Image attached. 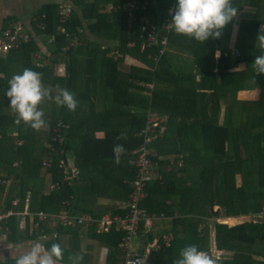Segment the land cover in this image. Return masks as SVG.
<instances>
[{"label": "trees", "instance_id": "trees-1", "mask_svg": "<svg viewBox=\"0 0 264 264\" xmlns=\"http://www.w3.org/2000/svg\"><path fill=\"white\" fill-rule=\"evenodd\" d=\"M101 1H83L80 4V14L72 10L70 17L63 23L67 34L59 33L61 22L57 15V4H47L36 13L32 31L37 36L55 37L57 56L63 53L71 55L72 49L67 52L63 49L71 42H80L85 37V33H80L79 30L84 29V21H87L90 33L114 39L122 54L138 56L149 69L131 68L128 73L123 74L118 69L117 61L107 59L106 74L102 79L107 97L104 96L103 108L96 109L91 94L95 79L91 72L87 71L85 77H80L77 69L68 64L67 78L47 74L52 73L53 69L49 66H36L32 62L31 55L37 50L32 40L20 42L16 48L0 56V73L3 74L0 76V179L12 181L11 192L17 190L21 203L29 192L31 210L54 215L67 211L72 215L90 214L100 218L101 215L81 208L75 202V185L79 175L73 186L63 185L59 190H46L45 177L52 174V180L57 181L61 175L56 170L43 169L41 162L50 156V143L58 148L64 147L68 157L72 149L80 174L85 173L91 178L103 180L109 194L120 193L122 201L127 202L131 191L130 182L135 173L129 162L133 149L142 142L137 132L144 125L145 110L150 107L160 114H168L170 123L177 122V136L182 137L184 132L189 131L196 135V139L202 140L200 145L195 140L185 142V148L181 142L179 149V152L186 151L185 154L188 155L185 156V167L177 171L182 172L185 168L186 173L193 165L197 170L195 175H185L183 181L182 177H176L175 171L163 173L162 179L150 182L145 188L146 198L141 205L150 214L173 217L174 212H178V216L170 221V230L165 232L174 236L171 246L161 247L152 253L151 264H172L179 258L180 250L188 245H196L213 257L206 224L207 219L218 216L221 212L220 209L214 211L215 206L223 209L225 216L234 218L257 213L264 208V74L255 73L253 64L255 56L261 54L255 45L260 26L264 23V0L250 1L257 9L255 16L237 22L234 46L239 55L234 62L226 54L232 34L231 25L228 24L219 39L210 37L204 43L177 34L172 28L168 49L157 63L154 58L158 56L160 49L161 27L173 16H170L168 10L174 0H157L156 8L147 0V8L134 11L133 16H129L125 10L127 0H114L116 8L111 13L100 10ZM148 14L151 15L149 20L159 26V32L156 44L141 50L139 27ZM36 21L42 22V29H36ZM131 42L134 46L128 47ZM109 50L107 48L103 54ZM216 50L221 51L219 59H215ZM186 51L194 56V66L201 76L199 85L194 84V76L184 69L183 63L175 62L178 53ZM15 60H22L25 67L41 73L43 82L52 87L64 86L74 93L78 100L75 111L62 106L61 119L52 118L51 114L44 115L45 124L50 125L47 131L33 130L23 121L17 123V114L6 96L8 81L13 76L10 65ZM241 64L245 65V69L235 70ZM247 80L254 82L259 90V97L255 101L237 102L244 114L241 126L232 127L227 123L218 125L215 115L220 100L226 102L229 97L235 99L236 92ZM140 82L153 84L152 91L139 87ZM206 82L211 84L212 91L209 94L200 92L206 89ZM80 85L83 86L82 92L78 91ZM213 97L214 103L209 100ZM59 121L70 125L63 130L66 137L64 144L52 139L53 128ZM14 129L16 134L13 135ZM19 140L22 141L20 145L17 144ZM157 142L158 140L154 145ZM116 144L123 145L125 149L119 163L114 161L113 146ZM186 145L190 148L187 149ZM159 163L163 167L167 166L168 161L161 160ZM244 165L247 171L242 174V184L237 186L236 176ZM167 200L171 203L168 204ZM126 213V208L117 209L111 215ZM200 224L205 227L199 229ZM65 227L71 229L68 231L73 235L79 234L81 229L89 228L93 240L105 242L108 247L107 264H116L121 259L118 244L123 233L114 227L97 232L94 226L67 228L62 222L56 227L42 223L41 233L52 234L58 231V235L52 234L51 239L45 242L47 248L52 243L61 245L60 236ZM149 239L152 241L153 237ZM214 242L215 249L223 257L218 264H264L262 221H214ZM258 245L262 247L259 248Z\"/></svg>", "mask_w": 264, "mask_h": 264}, {"label": "crops", "instance_id": "crops-1", "mask_svg": "<svg viewBox=\"0 0 264 264\" xmlns=\"http://www.w3.org/2000/svg\"><path fill=\"white\" fill-rule=\"evenodd\" d=\"M60 1H66L70 3L73 7V10L80 14V4L83 1L90 2L92 0H0V33L1 31L6 29L10 22L15 20L20 21L22 26L24 27V30L31 36L30 40L34 42L37 49L31 55L33 64H35L36 66H49L50 68H52L53 72H49L47 74H52V76L59 78H67L68 64L73 65L77 69L78 76L80 77H85L87 71L88 73L91 72L95 79L91 94L94 98L96 109H101L103 108V99L107 97V90L105 89V87H103L102 84V79H104L106 74L105 61L107 59L117 61L118 69L123 74L128 73L131 68L149 69V66L136 55L122 54L117 48L118 43L114 39L101 38L90 33L87 21H84V29H81L83 30V33H85V37L81 38L80 42H71L73 43V47L71 48L72 50L70 51L71 55H66L63 53L57 56L55 54L58 51L57 44L51 42V36L35 35L32 31V22L36 17V13H38L43 6L52 3L57 4ZM113 1L114 0H102L100 2V10L106 13L113 12L116 8ZM250 1L252 0H232L233 7L237 9V15L229 23L231 25L232 34L231 39L228 43L226 54L230 57L231 62H234V60L239 55V51L234 46L238 27L237 22L242 19H251L257 12V9ZM157 2V0H150V4L153 8H156ZM173 4L170 6V8L173 6ZM150 17L151 15L148 14L145 16V19H150ZM164 25L165 24L162 25L161 31H163ZM260 32L261 34H264V23L260 26ZM107 48L110 50L104 55L103 51ZM216 51H219L221 53L220 50ZM4 55L5 53H0V56ZM36 55L40 57V59ZM175 62L177 64H179V62L183 63L182 66L184 67V69L187 72L192 73V76H194L195 85L201 84V76L194 66V56L190 52L186 51V53H178V59ZM10 68L12 69V74L14 75L22 73V71L27 67H25L22 60H15L11 63ZM243 69H245V65L243 64L235 68V70ZM214 71H217L216 68L214 69ZM0 76H3V74L0 73ZM43 83L46 87L53 89V96L59 94V90L61 88H64V86L57 85L55 87H52L49 83ZM141 84L143 83L140 82L138 84L139 87H144ZM204 85L206 86L204 87L206 89H202L200 92L207 94L211 93V84L206 82L204 83ZM78 91H83L82 85L79 86ZM258 97L259 90L255 87L254 82L251 80H247L246 82H244L242 88L236 92L235 99L233 97H229V100L226 102L220 100L218 112L217 115H215L216 123L218 125L227 123L232 127H240L243 122L244 114L243 110L237 102L255 101ZM209 100L214 103L215 98L213 97ZM51 102L54 103L55 107H58L60 117L58 118L61 119L62 106H58L54 100H52ZM86 107L88 108V110L90 109L87 104ZM81 113H79L81 116L84 115ZM209 113L212 112L209 111ZM177 133V122H169L167 133H165V136L158 140V142L155 144L156 151L159 155L158 163L161 160H167L169 163L172 159L182 157L183 167H185V156H187L188 154H185L186 151L179 152V149L181 148V142L183 143L184 148L185 142L195 140L198 145H200L202 142L200 138L196 139V135L191 134V132L189 131L184 132L182 137L177 136ZM14 134H16L15 130L13 131V135ZM188 148H190L189 145L187 146V149ZM70 154L73 157L74 151H72V149L69 155ZM179 169L180 168L175 167L172 171H175V175L177 178L182 177L183 181L185 180V175L187 177L189 174L190 176H193L197 172V170L194 169L193 165L188 168V171L186 173L185 168L182 172L177 171ZM172 171H167V168H165V166L162 167L159 163L157 175L160 179H162L163 173H170ZM246 171L247 169H245V165L242 166L239 171L240 174H237L236 176L237 186L242 184V174L246 173ZM45 179L46 190L49 191L52 176L47 175ZM11 186V180L7 181L5 184H0V213L8 210H11L13 212L8 217L7 223L4 228L0 231V253H3L5 257L11 256L14 258L17 255L24 253L37 243H39L43 248L47 249L45 242L51 239L52 234L54 236L58 235V231H54L52 234H43L41 233L40 229L41 224L49 223L51 227H56V225L60 222L55 219H50L45 222H39L38 229H35L34 224L37 221L36 213L39 211H36L34 209L31 210L30 208L31 194L27 192L24 198V202L21 203L20 197L17 196V190L11 192ZM75 192L78 197H76L75 200L76 204L81 208L93 211L94 214L103 216L105 214H112L117 209L123 210L126 208L127 202L122 201V195L120 193L115 192L113 194H109L105 189V183L103 180L91 178L90 175H87L85 173H79V178L75 185ZM14 201H16V204H13ZM167 203L170 204L171 201L167 200ZM33 204L35 203L33 202ZM214 208H216V210L220 209L221 212L218 214V216L207 219L206 227H208L210 249L212 255L213 257H215V260H218V258L222 259L223 257L221 256V253L215 249L214 221H217V219L221 218L222 216H224L225 218H232L233 220H236L239 217L234 218L233 216H225V214L223 213V209L219 208V206H215ZM19 212L24 213L23 218L21 217ZM176 216H178L177 211L174 212L173 217L164 216V219L156 221L154 223L150 231L145 233L142 232L140 235L143 236L146 242L144 247H146V245L150 242L149 238L153 237V239H156L159 238L161 234L168 232L170 230V221ZM226 221L228 220L226 219ZM203 227H205L203 224L199 225V229H203ZM68 230L71 229H66L65 227L64 232H62L60 236L62 245L61 247L64 249V260L57 261V264H68V257L72 254H79L83 257L81 264H107V244L102 240H93L90 232L91 230L89 228L84 230L81 229L78 232L79 234L74 235ZM144 249L141 251L143 252ZM213 252L215 254H213ZM13 262L14 261L12 259L7 260V264H11Z\"/></svg>", "mask_w": 264, "mask_h": 264}, {"label": "built area", "instance_id": "built-area-1", "mask_svg": "<svg viewBox=\"0 0 264 264\" xmlns=\"http://www.w3.org/2000/svg\"><path fill=\"white\" fill-rule=\"evenodd\" d=\"M148 4L149 2L147 0H127L124 7L127 14L133 16L134 11L139 9L145 10ZM175 4L176 0H174L173 6L169 9L170 16L174 14L172 10L174 9ZM72 10V5L66 1H60L57 3V15L59 17V22H61L59 33L67 34V29H65L63 23L70 17ZM171 22L172 18H169L167 23L163 26V31H161V39L159 40L160 49L158 56L154 58L155 63H157L160 56H162L168 49L169 34L172 30L168 25L171 24ZM35 27L38 30L42 29V22L36 21ZM80 32L82 33L83 30H80ZM158 32L159 26L155 22L149 19H144L139 27V37L142 40L140 49L144 50L148 46L155 45ZM30 39L31 36L24 30L21 22L18 20L12 21L8 24L6 29L0 33V52L6 53L11 49L16 48L20 42H28ZM50 40L52 43H55V37L51 36ZM133 46L134 44L132 42L128 43V47ZM72 47L73 43H70L63 49V51L67 52ZM141 85L150 91L153 89V84L143 83ZM169 121L170 116L168 114H160L159 112L152 110L150 107L145 110L144 125L137 132V135L142 138V142L138 147L133 149L132 159L129 162V164L133 166L135 173L133 180L130 182L131 191L128 196L126 204L127 213L125 215L105 214L100 218H96L90 214L72 215L67 211L55 215L49 214L45 211H39L36 213L37 221L34 224V228L38 229L39 222H45L50 219L62 222L67 227L94 226L96 227L97 232L108 231L110 228L114 227L116 230L123 233L121 241L118 244L121 259L116 264H151L152 253L158 251L161 247L169 248L171 246L174 240L172 233H164L160 236V239L156 238L150 241L141 254L132 253L131 246L134 238L141 234V228L142 232H148L152 229L156 221L164 219L163 214H150L141 204L146 198V186L152 181L160 180L157 175V170L159 169V155L154 143L161 139L165 132H167ZM69 127V124L59 121L53 128L54 135L52 139L64 144L66 137L63 130L68 129ZM21 143V140L17 142L18 145ZM49 146L51 152L50 156L42 160L41 166L48 171L56 170L61 175L59 180L51 181L50 190H59L63 185L73 186L79 175V168L76 164L70 162L64 147L58 148L51 143ZM14 165L16 166V164ZM175 167H183L182 157L170 160L168 165L165 166L167 171H172ZM0 182L2 184L6 183V181L1 179ZM13 204H16V201H14ZM12 213L11 210L0 213V231L4 228L8 217ZM19 214L23 218L24 213L19 212ZM244 220L264 222V208H261L257 213L246 215Z\"/></svg>", "mask_w": 264, "mask_h": 264}, {"label": "clouds", "instance_id": "clouds-1", "mask_svg": "<svg viewBox=\"0 0 264 264\" xmlns=\"http://www.w3.org/2000/svg\"><path fill=\"white\" fill-rule=\"evenodd\" d=\"M172 16V22L168 26L177 34H183L204 43L210 37L219 39L223 29L237 15V9L233 7L232 0H176ZM260 55L254 59V71L264 74V34L260 30L256 36ZM215 58L219 59L221 53L215 52ZM9 88L6 96L10 100V106L17 114V123L23 121L33 130L39 131L45 126L44 113L39 105L45 100H54L58 106H65L70 111H75L78 100L74 93L66 88H61L59 94L53 96V89L46 87L42 82L41 73L25 68L22 73L14 74L8 81ZM119 139V137H117ZM114 161L120 162L125 153L124 146H113ZM12 259L14 264H57L64 260V249L59 243H52L47 249L39 243L33 245L24 253L16 257H5L0 253V264H7ZM83 257L72 254L68 257V264H81ZM172 264H217V261L206 251L198 249L196 245H188L180 250L179 258Z\"/></svg>", "mask_w": 264, "mask_h": 264}, {"label": "rangeland", "instance_id": "rangeland-1", "mask_svg": "<svg viewBox=\"0 0 264 264\" xmlns=\"http://www.w3.org/2000/svg\"><path fill=\"white\" fill-rule=\"evenodd\" d=\"M2 53V52H0ZM37 56V55H36ZM38 57V56H37ZM40 59V57H38ZM52 100H49L47 98H45V100L39 105V109L43 111L44 115H47V114H51L52 115V118H58L59 117V110H58V107L54 105L53 102H51ZM53 104V105H52ZM60 118V117H59ZM49 123L45 124V126L42 128L43 130L47 131L49 130ZM15 130V129H14ZM46 136H43V138H45ZM69 159H70V162L72 164H75L76 161H74L73 157L71 156V154L69 155ZM214 210H216V208H214ZM244 217L246 216H242L236 220H233L232 218H225L224 216H222L221 218L217 219L218 220H228L229 222L231 223H234V222H237V221H243L244 220ZM145 239L143 238L142 235H139L138 237L134 238V240L132 241V246H131V252L134 253V254H141L142 251L145 247ZM259 248H261L262 246H257ZM213 254H215L213 252ZM215 259V257H213ZM221 259V258H220ZM218 258L217 261V264H218V261L220 260Z\"/></svg>", "mask_w": 264, "mask_h": 264}]
</instances>
